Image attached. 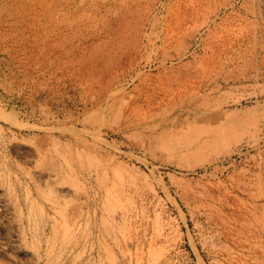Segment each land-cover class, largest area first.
Instances as JSON below:
<instances>
[{
    "label": "rangeland",
    "instance_id": "obj_1",
    "mask_svg": "<svg viewBox=\"0 0 264 264\" xmlns=\"http://www.w3.org/2000/svg\"><path fill=\"white\" fill-rule=\"evenodd\" d=\"M0 264H264V0H0Z\"/></svg>",
    "mask_w": 264,
    "mask_h": 264
},
{
    "label": "bare ground",
    "instance_id": "obj_2",
    "mask_svg": "<svg viewBox=\"0 0 264 264\" xmlns=\"http://www.w3.org/2000/svg\"><path fill=\"white\" fill-rule=\"evenodd\" d=\"M209 19V18H208ZM195 73H197L196 75H190V76H188V77H186V79L183 81V82H180L179 83V90L178 91H175V92H171V99H175V98H179V99H182V97L183 96H186L187 95V93H190V92H192V90L194 89V90H196V89H200L201 87H203L206 83H205V81H204V79L203 78H196V79H192L193 77H196V76H198V71L197 72H195ZM178 85V84H177ZM108 86V85H107ZM116 86L117 85H115L114 83H109V87H112V88H116ZM173 87V86H172ZM169 91H170V89H169ZM159 92H160V90H159ZM161 93V92H160ZM166 93H168V92H166ZM156 95V94H155ZM169 94H167L166 96H168ZM161 98V97H160ZM166 99V98H165ZM178 99V100H179ZM167 100V99H166ZM168 101H169V99H168ZM173 101H175V100H173ZM183 101V100H182ZM153 102V101H152ZM167 102V101H166ZM176 102V101H175ZM164 103V102H163ZM177 103V102H176ZM165 104V103H164ZM169 104H171L170 102H169ZM173 104H175V103H173ZM134 105V104H133ZM130 106V105H129ZM128 106V107H129ZM150 106H151V104H150ZM162 106V105H161ZM136 107V106H135ZM135 107H133V109L132 110H136V109H134ZM147 107H148V103H147ZM138 108H139V106H138ZM138 108H137V110H138ZM152 108V107H151ZM150 108V109H151ZM127 109H129V108H127ZM127 109H126V111H127ZM194 110H196V111H194V113H196L197 112V110H198V108H195ZM152 111V110H151ZM154 111V110H153ZM192 111L193 110H191V108H189V110H188V114L189 115H191V113H192ZM129 112V111H128ZM127 112V113H128ZM149 114V113H148ZM154 114V113H153ZM180 115V114H179ZM179 115H178V117H179ZM148 116V115H147ZM140 117V116H139ZM142 117V116H141ZM145 117V116H144ZM149 117V116H148ZM214 125V124H213Z\"/></svg>",
    "mask_w": 264,
    "mask_h": 264
}]
</instances>
